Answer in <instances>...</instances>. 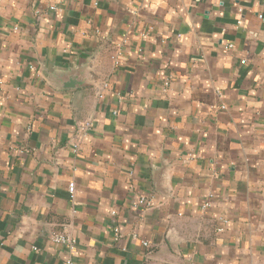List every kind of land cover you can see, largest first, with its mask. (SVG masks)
Segmentation results:
<instances>
[{
  "label": "crops",
  "instance_id": "obj_1",
  "mask_svg": "<svg viewBox=\"0 0 264 264\" xmlns=\"http://www.w3.org/2000/svg\"><path fill=\"white\" fill-rule=\"evenodd\" d=\"M67 257L264 264V0H0V264Z\"/></svg>",
  "mask_w": 264,
  "mask_h": 264
},
{
  "label": "built area",
  "instance_id": "obj_2",
  "mask_svg": "<svg viewBox=\"0 0 264 264\" xmlns=\"http://www.w3.org/2000/svg\"><path fill=\"white\" fill-rule=\"evenodd\" d=\"M114 58V63H117L116 58ZM165 85H168V82L165 81ZM102 88L106 87L105 83L101 84ZM98 94H100L98 92ZM91 129V123L89 121H84L78 126V130L80 134H86L89 130ZM77 150V146H74V151ZM68 192L70 197H73L74 193V182H69L68 183ZM138 204L143 206L144 208H151L153 206V198L147 197V196H141L138 199ZM208 206L207 203L202 205V209L206 208ZM115 236L119 237L118 230L114 229ZM52 240L56 243L59 244H64L65 246L68 247L70 252H73L74 247H75V241L73 238L67 236L64 233H57L52 235ZM146 245V243H144ZM63 264H72V261L70 257H67L66 260L63 262Z\"/></svg>",
  "mask_w": 264,
  "mask_h": 264
},
{
  "label": "water",
  "instance_id": "obj_3",
  "mask_svg": "<svg viewBox=\"0 0 264 264\" xmlns=\"http://www.w3.org/2000/svg\"><path fill=\"white\" fill-rule=\"evenodd\" d=\"M54 81L61 88L72 89L77 87H86L91 85V77L89 72L82 70L81 68H73L64 76H53ZM59 87V86H58Z\"/></svg>",
  "mask_w": 264,
  "mask_h": 264
}]
</instances>
